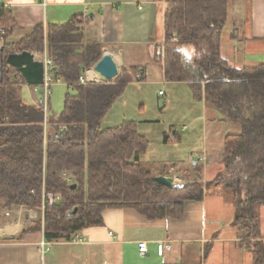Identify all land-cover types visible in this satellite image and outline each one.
<instances>
[{"label": "trees", "instance_id": "16d2710c", "mask_svg": "<svg viewBox=\"0 0 264 264\" xmlns=\"http://www.w3.org/2000/svg\"><path fill=\"white\" fill-rule=\"evenodd\" d=\"M164 1V43L153 60L163 63L165 81L185 83L193 100L240 128L239 133L224 137L223 169L203 183L198 168L196 179L182 188L157 183V175L139 161L148 142L138 134L137 124L123 122L107 128L102 123L130 83L146 80L145 72L123 69L113 82L81 84L85 70L101 58L98 45L81 44L84 19L75 16L48 24L46 30L37 26L20 42L5 41L0 46V210L9 212L14 206L39 210L42 189L58 201L7 242L33 243L35 236L50 244L70 242L77 233L102 226L103 213L110 209H133L149 222L178 219L184 202L202 201L206 194L218 191L233 207L232 226L246 233L242 246L252 255V264H264L259 215L264 207V63L235 68L221 56L228 8L236 0ZM0 27L5 38L15 29L4 8ZM45 45L61 70V80L69 86L61 112L46 116L40 105L24 102L26 84L6 64L11 54L41 53ZM181 46L197 51L186 57ZM72 53L78 54L79 61H69ZM59 125L67 128L64 136L49 139ZM163 142L172 141L165 135Z\"/></svg>", "mask_w": 264, "mask_h": 264}, {"label": "crops", "instance_id": "0c3cea01", "mask_svg": "<svg viewBox=\"0 0 264 264\" xmlns=\"http://www.w3.org/2000/svg\"><path fill=\"white\" fill-rule=\"evenodd\" d=\"M1 2L9 7L5 9L15 24L6 38L7 44L20 42L37 26L46 30L48 24L82 17V45H98L101 56L111 55L120 68L119 74L123 69L138 68L146 76L144 82H133L126 87L103 119V126L135 122L138 134L148 142L147 151L139 161L157 177L164 174L181 180L170 170L186 164V169L182 168L188 173L190 164L186 161L194 156L202 166L203 183L215 178L222 166L219 159L223 140L228 135L220 126L228 123L222 122L214 109L193 100L185 83L165 81L163 63L153 60L155 51L164 43V0H44V5L39 0ZM240 3L249 4V21L231 22L238 31L231 33V30L228 34V8L221 56L235 68L255 67L264 63V0ZM237 11L240 15L243 7ZM224 36L228 38L231 59L222 54ZM75 57L78 59V54L72 53L69 61ZM88 70L82 78L94 83L97 80L88 79ZM61 84L69 89L62 80ZM22 91L24 102L37 104L31 88L26 86ZM165 135L172 142L165 144ZM196 163H192V172L188 174L193 179H196ZM211 163L220 167L209 178L207 167ZM1 214L4 221L0 222V264H252V255L242 246L246 233L232 226L233 207L218 191L206 194L202 201L184 202L183 216L178 219L149 222L133 209L105 210L102 226L77 233V242L50 244L46 254L41 253L38 240L20 244L6 241L17 237L39 218L38 213L16 207ZM259 215L264 242V207L259 209ZM142 242L147 246L144 257L138 252V244ZM159 245L163 246L161 256L157 251Z\"/></svg>", "mask_w": 264, "mask_h": 264}, {"label": "rangeland", "instance_id": "374dc122", "mask_svg": "<svg viewBox=\"0 0 264 264\" xmlns=\"http://www.w3.org/2000/svg\"><path fill=\"white\" fill-rule=\"evenodd\" d=\"M238 7H243V11L241 12V14L239 15V12L237 11L238 10ZM249 10H250V7H249V4H241L240 3V1L239 0H236V1H234V2H232V3H230V5H229V22H228V30H227V33L229 34V32L232 30V32L231 33H233V31L236 33L237 31H238V27H236V25L234 26V25H232L231 26V22H233V21H237V20H242V19H245L247 22L249 21ZM239 15V17L237 18V16ZM225 33H226V31H225ZM225 35V34H224ZM233 37H235V35L233 36ZM227 37H225L224 36V38H223V47H222V54H223V56L224 57H226V58H230L231 59V57L229 56V51H228V49H227ZM235 40V39H234ZM5 41H6V38H5ZM260 47V46H259ZM43 50H44V48H43ZM179 50H180V52L182 53V54H184L186 57H191L192 55H194L195 54V52L197 51V49L196 48H194L193 46H181L180 48H179ZM202 50H203V52H207V50H206V48H202ZM43 52V51H42ZM41 52V53H42ZM36 54H41V53H37V52H35ZM76 58V57H75ZM74 58V62H75V60H76V62L77 61H79V57H78V59L76 58L75 59ZM264 60V59H263ZM73 61H70V62H73ZM233 66H237L236 65V63H231ZM91 69V68H90ZM119 72H120V68H119ZM115 80V79H114ZM114 80H112V81H110V82H113ZM95 84H100V83H107V82H101V81H99V80H97V81H95L94 82ZM26 87V86H25ZM68 90L69 89H67V87H65L64 85H62L61 83L60 84H58L57 86H55V87H53L52 88V94H51V96H50V101H49V103H48V108L49 109H47V115L49 114V112H52V113H55V114H58V113H60L61 112V109H62V106H63V99H64V96H65V94L68 92ZM31 94L33 95V92L31 91ZM26 103H27V101H26ZM38 104V103H37ZM49 104H50V107H49ZM39 105V104H38ZM160 106H162V102L160 103ZM50 110V111H49ZM222 122H226V121H224V120H221ZM226 123H228V122H226ZM229 124V125H228ZM227 125L226 124H222L221 126H220V128H222L223 129V131L226 133V134H236V133H239V131H240V128L237 126V125H233V124H230V123H228ZM57 128V127H56ZM216 158V156H214V159ZM187 162V164H188V166H189V164H190V167H189V169H188V173L187 172H185L184 170H183V168L182 167H184V169H186V164L185 165H182V167L181 166H179V167H176L174 170L173 169H171L170 170V172L169 173H171V174H173V175H178V176H180L181 177V180H179V179H176V180H174L173 179V181H174V184H177V185H186L187 183H189V182H192V180H195V179H193V178H191V177H187L188 176V174L190 173V172H192V170L191 169H193V166H192V163H196L197 162V158H195L194 156H193V158L191 157L190 158V160L189 161H186ZM219 162L221 163V156H220V159H219ZM198 163V162H197ZM202 166H197L195 169H196V174H195V176H197L198 175V168H201ZM220 167V165H217L216 163H211V164H209L208 165V167H207V174H208V177L209 178H211L212 177V173L215 171V169H217V168H219ZM172 168V167H171ZM223 169V167L221 166L220 168H219V171H217V173L218 172H220L221 170ZM176 171V172H175ZM175 172V173H174ZM204 176V172L202 171L201 172V180H202V177ZM1 202H0V207H1ZM17 206H14V207H12L11 208V210L12 209H14V208H16ZM18 208V207H17ZM27 209H29V208H27ZM10 210V211H11ZM18 210V209H17ZM29 210H33V211H35L36 213H38V217L39 218H42V213H41V211H40V209L39 210H34V209H29ZM2 212H6V211H2V210H0V218H1V220H0V222H3L4 221V218L2 217ZM39 218H37L35 221H37ZM35 221H32V222H35ZM32 222H30L28 225H27V228L28 227H30V225H31V223ZM27 228H25V229H27ZM24 229V230H25ZM22 232V231H21ZM20 232V233H21ZM19 236V235H18ZM34 239L35 240H38L39 242L42 240V238L40 237V236H35L34 237ZM8 243H15V242H8ZM20 244V243H19Z\"/></svg>", "mask_w": 264, "mask_h": 264}, {"label": "water", "instance_id": "95a60500", "mask_svg": "<svg viewBox=\"0 0 264 264\" xmlns=\"http://www.w3.org/2000/svg\"><path fill=\"white\" fill-rule=\"evenodd\" d=\"M92 14L88 17L91 19ZM6 64L13 68L18 76L24 81L26 86L31 88L34 92L38 104L42 103V84H43V63L34 59V55L30 52H22L19 54H11L6 59ZM97 80L101 82H110L116 79L119 75L117 63L111 55L103 53L100 60L92 67ZM13 79L16 81L17 77L14 75ZM155 181L165 187L182 188L183 185L174 184L171 177L158 176ZM74 188V186H72ZM76 209L69 214L72 216L76 213Z\"/></svg>", "mask_w": 264, "mask_h": 264}, {"label": "built area", "instance_id": "2783aa9c", "mask_svg": "<svg viewBox=\"0 0 264 264\" xmlns=\"http://www.w3.org/2000/svg\"><path fill=\"white\" fill-rule=\"evenodd\" d=\"M41 4L44 5V0H39ZM1 8H9L8 6H5L2 4L0 0V9ZM85 18L87 17V13L85 12L84 14ZM5 42V30L0 27V46L2 43ZM34 59L41 61L43 63V84H42V103L39 104L41 109L43 110L45 116L47 115V109H48V103L50 101V96L52 94V88L57 86L58 84L61 83V70L59 67L56 65L55 61L49 57L47 50H46V45L44 46V50L41 54H36L33 53ZM92 82V81H90ZM79 83L84 84L88 83V80L86 77L79 78ZM162 92H159V95H162ZM67 128L64 125H59L57 126V129L54 133H51L48 135V138L57 141L60 138H62L66 132ZM44 133L46 135L47 133V124L44 122ZM64 177L66 176V172L62 174ZM67 182H71L70 179H67ZM58 201V197L45 193L44 190L42 189V202H41V207L40 211L43 214L44 210L46 207H51ZM111 235V234H109ZM79 241L77 237H73L70 242H77ZM38 246L40 248V251L42 254H46L50 250V243L45 242L43 239L38 243ZM158 255H162L163 252V246L159 245L158 246ZM138 252L140 256H146L147 254V246L145 243H139L138 244Z\"/></svg>", "mask_w": 264, "mask_h": 264}, {"label": "bare ground", "instance_id": "6f19581e", "mask_svg": "<svg viewBox=\"0 0 264 264\" xmlns=\"http://www.w3.org/2000/svg\"><path fill=\"white\" fill-rule=\"evenodd\" d=\"M87 75H88V79H89V80H97V77H96V75L94 74V72H93L92 69H89V70H88Z\"/></svg>", "mask_w": 264, "mask_h": 264}]
</instances>
